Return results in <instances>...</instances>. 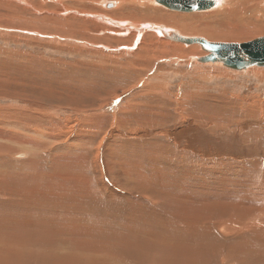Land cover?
<instances>
[{
    "label": "rangeland",
    "instance_id": "obj_1",
    "mask_svg": "<svg viewBox=\"0 0 264 264\" xmlns=\"http://www.w3.org/2000/svg\"><path fill=\"white\" fill-rule=\"evenodd\" d=\"M133 1L126 6V0H0V229L19 231L21 264L79 263L77 256L93 264H154L153 248L138 247L140 241H118L112 261L105 258L114 250L106 245L109 236L89 240L85 234L76 241L71 232L79 227L77 217L106 214L130 224L148 221V230H155L153 224L165 221V208L172 210L166 198L189 200L199 208L210 203L213 214L203 221L220 226L224 221L222 227L230 224L229 204H244L250 210L234 217V225L255 216V228L264 237V66L235 70L201 62L197 58L206 51L200 45L176 42L158 31L248 41L264 35V1L246 11L239 7L247 0H217L214 8L197 12L173 11L155 0ZM158 177L164 184L176 180L170 194L153 192ZM75 184L77 192L87 189L92 201L85 205L84 197L82 209L75 205L71 213L70 201L60 207L61 196L69 198ZM58 215L69 216L63 240L60 227L48 220ZM141 216L144 220H138ZM129 226L117 231L118 238L132 240L136 229ZM180 232L173 243L182 237L193 241L192 234L189 240ZM202 236L196 235V243L212 238ZM257 243L259 251L246 247L239 254L242 247L232 246L208 260L200 249L199 261L173 264H264L262 237ZM0 244L6 250L0 262L14 264L7 252L11 239ZM102 251L105 256L94 258L100 263L87 258ZM51 254L64 259L54 261Z\"/></svg>",
    "mask_w": 264,
    "mask_h": 264
},
{
    "label": "bare ground",
    "instance_id": "obj_2",
    "mask_svg": "<svg viewBox=\"0 0 264 264\" xmlns=\"http://www.w3.org/2000/svg\"><path fill=\"white\" fill-rule=\"evenodd\" d=\"M129 1H131V0H126V6H128V4H129ZM133 1V0H132ZM244 0H240V2H238V3H240V4H242V2H243ZM261 1H264V0H260V2ZM125 2V1H124ZM134 2V1H133ZM258 2H259V0H247V3H245L246 4V6L244 7V3H243V5H241L242 7H239V10H242V9H240V8H243V9H245V8H247V10L248 9H250V8H252V7H259V6H257V5H260V4H258ZM157 3V2H156ZM218 4L220 3L219 1L217 2ZM124 4V3H123ZM122 4V5H123ZM130 4H132V3H130ZM129 4V5H130ZM157 4H159V3H157ZM252 4H254V5H252ZM161 5V4H160ZM163 7H165L164 5H162ZM166 8V7H165ZM226 8V7H225ZM261 8V7H260ZM262 8H264V7H262ZM261 8V9H262ZM131 9V8H130ZM168 9V8H167ZM227 9V8H226ZM226 9H223V10H226ZM229 10H231L230 9V7L228 8ZM254 9V8H253ZM253 9H251V10H253ZM120 10V9H119ZM171 10V9H170ZM209 10V9H208ZM246 10V9H245ZM244 10V11H245ZM246 10V11H247ZM173 11H175V10H173ZM249 11V10H248ZM254 11V10H253ZM255 11L257 12V9H255ZM259 11V10H258ZM179 12V11H178ZM181 12V11H180ZM195 12H197V11H195ZM240 13H241V11H239ZM259 12H261V11H259ZM232 13H233V10H232ZM232 13H231V15H232ZM236 13V10H235V12L233 13V15ZM239 13V14H240ZM247 13V12H246ZM264 13V12H263ZM251 14L253 15V13L251 12ZM255 14V13H254ZM244 16H245V14H243ZM242 15V16H243ZM256 15V14H255ZM254 15V16H255ZM261 15V14H260ZM260 15H259V20L260 21H262L261 19H260ZM156 16V15H155ZM174 16V15H173ZM248 16V15H247ZM263 16V15H262ZM160 17V16H159ZM250 17V16H249ZM237 18H238V16H237ZM244 18V17H243ZM241 19V18H240ZM257 19V20H258ZM156 20H158V19H156ZM161 20V19H160ZM143 22H144V20H143ZM146 22V21H145ZM142 23V22H141ZM132 24H135L136 25V23H132ZM145 25V24H144ZM146 25H149V24H146ZM135 27H137V29H138V26L136 25ZM134 28V27H133ZM154 28H156V29H158L159 27H154ZM159 29H161V28H159ZM142 30H145V29H142ZM147 30V29H146ZM168 30V29H167ZM159 32H160V30H158ZM163 31H165V32H162V33H165L166 35H168L167 33H171L170 31H173V29H170V30H168V32H166V30H163ZM178 33V32H177ZM179 34V33H178ZM166 35H164V36H166ZM158 37V36H157ZM224 37V36H223ZM159 38H160V36H159ZM214 38V37H213ZM160 40H161V38H160ZM166 41H168V44H171V43H169V40L168 39H166ZM165 41V42H166ZM176 41V40H175ZM212 41H214V40H212ZM171 42V41H170ZM176 42H178V41H176ZM179 46H182L181 44H180V42L179 43H177ZM185 44V43H184ZM187 45H189V44H187ZM197 45V44H196ZM199 45V44H198ZM198 47V46H197ZM183 50H184V48H183ZM185 51V50H184ZM191 51L192 52H198L197 51V49H195V50H193V49H191ZM207 53V52H206ZM205 52H203L202 54L204 55V54H206ZM182 54V53H181ZM201 54V55H202ZM193 59V60H196V58H194V57H190V59ZM248 68V67H247ZM225 69H227V68H225ZM224 70V69H223ZM256 71L258 72V70L256 69ZM256 72V73H257ZM263 73V72H262ZM260 74H261V71H260ZM49 132V131H48ZM52 132V131H51ZM46 135H50V134H46ZM35 138V137H34ZM39 143V142H38ZM37 144V143H36ZM33 145V144H32ZM27 157V156H26ZM246 167V166H245ZM254 169V168H253ZM165 171V170H164ZM161 174V173H160ZM165 174H166V171H165ZM185 174V173H184ZM131 175V174H130ZM138 175V174H137ZM28 176V175H27ZM159 176V175H158ZM184 176H186V174L184 175ZM162 177L164 178V176L162 175ZM162 177H158V178H160V182L158 181H156L157 183H155L156 184V188H155V190L153 191V192H155L156 191V193L155 194H157V195H159V192H161V191H164V192H167L168 194H170L171 193V189L168 191V187L170 186V188L172 187V186H174L175 187V185H177L176 184V182H173V181H176V180H172V182L171 183H169V184H164L163 182H161L162 180H163V178ZM256 177V176H255ZM254 179V178H253ZM151 180V179H150ZM169 181V180H168ZM85 182V181H84ZM144 182V181H143ZM145 182H146V179H145ZM144 182V183H145ZM148 182V181H147ZM47 183V182H46ZM82 183V182H81ZM86 183V182H85ZM143 183V184H144ZM152 184V183H151ZM247 184V183H246ZM40 185V184H39ZM51 185V184H50ZM76 185L77 184H75L74 185V187L69 191V193L71 192V193H73L74 195H75V193L77 192V187H76ZM83 184H81V186H82ZM85 185V184H84ZM146 185H147V183H146ZM73 186V185H72ZM78 186V185H77ZM138 186H140V185H138ZM144 186V185H143ZM256 186H258V185H256ZM261 187H262V185H260ZM63 187H66V186H63ZM85 187H87V186H85ZM148 188H149V185L147 186ZM153 187V186H152ZM248 187V186H247ZM24 188V187H23ZM47 188V187H46ZM57 188V187H56ZM80 188V187H79ZM84 188V187H83ZM40 189V188H39ZM48 189V188H47ZM143 189V188H142ZM154 189V188H153ZM159 189H161V191H159ZM173 189V188H172ZM176 189V188H175ZM51 190H53V189H51ZM64 190V189H63ZM76 190V191H75ZM87 189H82L81 190V188H80V190H78V196H79V198H75V196L73 195V194H69L68 192V194L70 195V196H68L69 198H67V200L66 201H64V199H66L65 198V195H64V197H63V194H62V198H64L63 200L62 199H59V201L60 200H62V202L61 203H63V206H60L62 209H64L66 206H67V203L70 201L72 204H73V209H72V207H71V210L69 211V212H71V213H73V211L74 210H77V209H82V203L84 202V197H85V199L87 200L86 201V203H84L85 205L87 204V203H89V205H91V201H89V195L91 194H89V192H85ZM91 190H94V189H91ZM250 190V189H249ZM57 191V190H56ZM59 191H61V190H59ZM68 191V190H67ZM75 191V192H74ZM143 191H146V190H144L143 189ZM176 191H178V190H176ZM220 191V190H219ZM48 191H46V193H47ZM63 192H65V194H66V190H64ZM141 192H142V190H141ZM174 192V193H173ZM173 194H175L176 192L173 190ZM253 192V191H252ZM255 192V191H254ZM45 193V194H46ZM56 193V192H55ZM143 193V192H142ZM150 193H152L151 192V189H150ZM177 193H179V192H177ZM95 194V193H94ZM55 199H57L54 195H53V193L51 194ZM93 195V194H92ZM97 195V194H96ZM156 195V197H154L155 199L158 197ZM205 195H206V193H205ZM204 195V196H205ZM209 195V194H208ZM27 196V195H26ZM91 196V195H90ZM152 196H154V193H153V195ZM165 196H167V194L165 195ZM181 196V195H180ZM203 196V195H202ZM53 197H52V199H53ZM77 197V196H76ZM169 197V196H168ZM171 197H172V195H171ZM1 198V197H0ZM3 198V197H2ZM32 198V197H31ZM38 198H40V197H38ZM60 198V197H59ZM92 198V197H91ZM161 198V197H160ZM159 198V200H156V202H159L160 204H161V200L163 201L164 199H160ZM176 198V197H175ZM179 198V197H178ZM13 199V198H12ZM102 199V198H101ZM100 199V200H101ZM104 199V198H103ZM102 199V200H103ZM150 199H151V197H150ZM181 199V198H180ZM47 200V199H46ZM96 201H97V199H95ZM166 200L168 201V202H171V204L170 203H168V204H170L171 206H172V210L171 209H169L170 207L169 206H167L168 207V209L169 210H166V208H165V221L163 222V223H161V224H158V221L155 223V224H153V226H151L152 228H155V230H152V229H149L148 230V227L150 226L149 225V222L148 221H146V222H143L141 225L139 224L140 222H135L134 220H133V222H132V224H130V222H125V220H123V219H121V220H119L117 217H109V216H107V214H106V216H101V217H99V219H95V217H94V219L92 218V216L91 217H86V216H84V215H81V216H79V217H77L76 218V222H77V225L79 226V227H77V228H75L74 229V231H72L71 232V234H72V236L76 239V241H82V239H81V237L82 238H84L83 236H86L85 234H87V235H90V239L89 240H94V239H96V237H106V236H109L108 237V242H107V244L106 245H112L113 246V248H114V250L112 249L111 251L112 252H110V254H108V255H106V253H107V251H102V252H100V253H98V255L97 256H91V255H88L87 256V258L88 259H92L93 261H94V263H100L97 259L98 258H100L99 256H101L102 255V257L103 256H105V258H106V260H112V261H114L113 260V256H114V253H113V251H115V247H117V242L118 241H127V242H129L130 244H132V245H134V243L136 242V243H140V244H137L138 245V247L139 246H141V245H143L142 247L144 248V246L145 245H147L148 247L149 246H151V248H153V250H152V252L149 254V257H151L152 259L150 260L151 262H153L154 264L156 263V264H163V263H165V264H173L174 262H177V261H179V260H182V259H185V261H188V262H197V261H199L200 260V258L198 257V254H199V250L200 249H204L206 252H207V255H206V257H208L207 259L209 260H212V259H216L215 257H213L216 253H218L219 252V250L220 249H226V248H230V247H232V246H234V247H242L241 249H242V252H241V249H240V252H239V254H242V253H244V249L246 248V247H248V248H251V249H255V247H258V243H257V241H258V239L260 238V237H262V241H264V237L262 236V235H259L258 234V232H260V230H256V224H255V221H254V218H255V216H253L251 219H250V217H248V218H245L244 219V222H242V220L240 219V222H242L241 224V226L240 225H234V224H237V222L236 221H238L237 219H234V217H237V215H239V214H241V215H243V213H244V211L245 210H247V211H249L250 209L248 208V207H245V205L243 204V206L242 207H231L230 208V204H229V207H227V208H229L228 209V211L225 209V211H226V213H227V215H228V218H229V220H228V222H230V224L227 226V227H222V226H226V223L224 222V221H221L219 224H221V226L220 225H214L213 223L214 222H212V220H208V218H207V220H208V223L207 222H204L203 220H204V218L205 217H207V216H209L210 214H213V207L210 205V203H206L205 205H204V207L203 208H199V207H197V206H194V205H192L193 203H192V201H190V202H188L189 200H187V203H184V201L183 202H181V203H179V202H177L176 201V199L175 200H172L171 198H166ZM182 200V199H181ZM44 201V200H43ZM51 201V200H50ZM180 201V200H179ZM39 202V201H38ZM38 202H36L35 203V206L37 205H39V203ZM55 202H56V200H55ZM59 202V203H60ZM98 202V201H97ZM96 202V203H97ZM38 203V204H37ZM53 203V202H52ZM57 203H58V201H57ZM57 203H56V205H57ZM166 204H167V202H165ZM173 203V204H172ZM26 204V203H25ZM34 204V203H33ZM44 204V203H43ZM49 204V203H48ZM102 204L104 205V203L102 202L101 203V206H102ZM163 204V203H162ZM167 204V205H168ZM50 206H52L51 204H49ZM60 205H62V204H60ZM77 206V209H74V207H76ZM84 205V206H85ZM88 205V204H87ZM164 205V204H163ZM163 205H162V207H163ZM36 206V207H37ZM59 206V205H58ZM100 206V205H99ZM99 206H97V208L99 207ZM105 206V205H104ZM173 206H175V207H173ZM226 206V205H225ZM29 207H31V204L29 203ZM68 207V206H67ZM66 207V208H67ZM118 207H119V205H118ZM45 208V207H44ZM86 208V207H85ZM93 208H95V206L93 207ZM92 208V209H93ZM103 208V207H102ZM105 208V207H104ZM124 208V207H123ZM122 208V209H123ZM134 208V207H133ZM164 208V207H163ZM87 209V208H86ZM101 209V208H100ZM107 209V208H106ZM115 209V208H114ZM143 209V208H142ZM34 210V209H33ZM67 210V209H66ZM69 210V209H68ZM124 210V209H123ZM126 210V209H125ZM135 210H137V209H135ZM149 210H150V208H149ZM83 211V210H82ZM98 211H100V210H98ZM97 211V212H98ZM106 211V210H105ZM121 211V210H120ZM143 211V210H142ZM220 211V213H224V208H222V209H220L219 210ZM223 211V212H222ZM108 213H109V211H107ZM169 212H171V213H169ZM188 212H191V213H188ZM65 213V212H64ZM69 214V215H72V214ZM96 213V212H95ZM99 213V212H98ZM186 213H188L186 216H184ZM30 214V213H29ZM66 214V213H65ZM110 214V213H109ZM25 215H27V213L25 214ZM89 215V214H88ZM98 215V214H97ZM96 215V216H97ZM259 215H261L260 213H258V215L257 216H259ZM33 216V215H32ZM50 216V215H49ZM65 216H68V215H65ZM64 215H63V217H61V215H58V216H55V217H50L48 220L51 222H53L57 227H60L59 229H58V238L60 237V238H62V240L64 239V237H67L68 235L66 234V233H69V231L67 230L68 228H69V226L64 222L66 219H68V218H64L65 217ZM90 216V215H89ZM124 216V215H123ZM37 218V216H33V218ZM40 217H42V218H45V217H43L42 215H40ZM47 217H48V215H47ZM69 217V216H68ZM126 217V216H125ZM137 217H139V215H137ZM210 217V216H209ZM28 218H32L31 216L30 217H28ZM96 218H98V217H96ZM144 218V216H141L140 218H138V220H141V219H143ZM193 218V219H192ZM71 219V218H70ZM125 219H127V218H125ZM137 219V218H136ZM174 219H179L182 223H181V225L180 224H178V223H175V222H170V220H174ZM210 219V218H209ZM250 219V220H249ZM13 220V219H12ZM15 221H16V219H14ZM132 220V219H131ZM144 220V219H143ZM205 220H206V218H205ZM248 220V221H247ZM32 221V220H31ZM73 221V220H72ZM152 221V220H151ZM186 221V223H184ZM245 221H247V222H245ZM253 221V222H252ZM17 222V221H16ZM18 222H21V221H18ZM27 222L28 223H32V222H30L28 219H27ZM197 222V223H196ZM199 222V223H198ZM201 222V223H200ZM203 222V223H202ZM74 223V222H73ZM183 223H184V225H183ZM133 224H134V226H133ZM32 226H33V224H31ZM36 225V224H35ZM127 225H131V226H129V228L128 229H130V230H133V229H136V234L135 235H133V234H131V239L132 240H129V239H127V238H124L123 236H121V238H118V237H120L119 236V232H117V231H120L121 233H122V231H125V229H126V227H127ZM13 225H11V227H12ZM10 227V226H9ZM134 227V228H133ZM163 227H165V228H163ZM168 227H176V228H182V229H180L181 230V232H182V234H183V236H185L184 234H187L186 236H187V238L189 239V234H192V242H185V239L186 238H184L183 239V237L181 238V240H180V242H174L173 243V240L175 239V235H176V237H177V234H175V233H179V232H175L176 230H174V232L172 231H169L168 230ZM211 227H214V229H215V232L217 233V234H215V235H217L216 236V238H214L212 235L213 234H211V232H209V230L210 231H212V228ZM13 228V227H12ZM112 228V229H111ZM105 229H109V231L108 232H106V230ZM170 229V228H169ZM253 229V232L252 233H248L249 232V230H252ZM34 230V229H33ZM16 231H17V229H16ZM14 232V229H12V230H4V227L3 226H1V229H0V243H2V242H4V241H6V240H8V239H11V245L9 246V248H8V250H7V252H8V254L10 255V256H13V258H14V264H21V262H22V253L21 252H19L18 251V249L21 247V238L19 237V236H16L17 234H18V232ZM35 231V230H34ZM214 231V230H213ZM213 231H212V233H213ZM181 232H180V234H181ZM214 232V233H215ZM15 233H17L16 235H15ZM22 233V232H21ZM34 233V232H33ZM33 233H31V234H33ZM135 233V232H134ZM144 233H146V234H144ZM24 234V233H23ZM30 234V233H29ZM62 234L64 235V234H66V236H64V237H61L62 236ZM142 234H144V236L142 235ZM180 234H178V236L180 235ZM181 234V235H182ZM45 235V234H44ZM133 235V236H132ZM196 235H205V237H206V235L208 236V235H210V236H212V238L211 237H209L210 239H209V242H203V241H201V242H203V243H196V240L198 239H196ZM214 235V236H215ZM185 236V237H186ZM24 237V236H23ZM30 237V236H29ZM28 237V238H29ZM47 237V236H46ZM87 237V236H86ZM181 237V236H180ZM202 237H204V236H202ZM205 237L203 238V239H205ZM71 238V237H70ZM78 238V239H77ZM123 238V239H122ZM178 238V237H177ZM177 238L175 239V241L177 240ZM199 238H201V237H199ZM219 238H221L222 239V241L221 240H219ZM30 239V238H29ZM49 239L51 240V238L49 237ZM67 239V238H66ZM85 239V238H84ZM134 239V240H133ZM143 239V240H142ZM178 239H180V238H178ZM188 239H187V241H188ZM202 239V238H201ZM206 239H207V237H206ZM60 240V239H59ZM72 240V239H71ZM190 240V239H189ZM208 240V239H207ZM26 241V240H25ZM61 241V240H60ZM66 241V240H65ZM138 241H140V242H138ZM198 241V240H197ZM204 241H206V240H204ZM92 242H94V241H92ZM256 243V244H255ZM169 245L168 247V249L166 248V246L165 245ZM77 245L78 246H80L81 244L80 243H77ZM131 246V245H130ZM191 246V247H190ZM146 247V246H145ZM201 247H203V248H201ZM79 248H82V247H79ZM132 248V247H131ZM193 248V249H192ZM77 249H78V247H77ZM135 248H133V250H134ZM163 249V250H162ZM141 249H139L138 251H140ZM158 250V251H157ZM163 252H162V251ZM253 250H250V251H253ZM255 250H260L259 248H256ZM4 251H6L5 250V248L0 244V254H2V253H4ZM135 251V250H134ZM157 251V253H158V255H157V253H156V255H155V252ZM203 251V250H202ZM143 252H145V249H144V251ZM246 252V251H245ZM135 253V252H134ZM161 255V256H160ZM203 255V254H202ZM237 256V255H236ZM244 256L246 257L247 255H245L244 254ZM251 256V255H250ZM253 256V255H252ZM22 257V258H21ZM79 259H80V261H79V263L78 262H76V261H71L70 263H66V262H64V263H62V264H93V263H89L86 259H84L82 256H77ZM101 257V258H102ZM205 257V258H206ZM247 257H249V256H247ZM51 258H53L54 259V261H58V262H60L61 260H63L64 259V255H60V254H51ZM94 258H97L96 260L94 259ZM204 258V257H203ZM204 258V259H205ZM228 258H229V255H228ZM257 259V258H256ZM259 259V258H258ZM101 260V259H100ZM207 262H209L210 263V261H207ZM0 264H5V263H3V262H0ZM104 264V263H103ZM112 264V263H111ZM152 264V263H151Z\"/></svg>",
    "mask_w": 264,
    "mask_h": 264
},
{
    "label": "water",
    "instance_id": "obj_3",
    "mask_svg": "<svg viewBox=\"0 0 264 264\" xmlns=\"http://www.w3.org/2000/svg\"><path fill=\"white\" fill-rule=\"evenodd\" d=\"M166 8L195 12L214 8L217 0H155ZM112 5L111 2L106 4ZM154 26L150 28L153 29ZM161 34L164 31H160ZM167 38L185 44H199L207 53L198 57L201 62L220 63L226 68L242 70L250 66H264V35L243 42L211 41L201 36H185L174 31ZM164 35V34H163Z\"/></svg>",
    "mask_w": 264,
    "mask_h": 264
}]
</instances>
